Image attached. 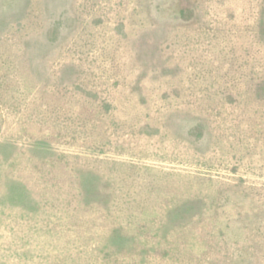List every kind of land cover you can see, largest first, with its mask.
<instances>
[{
    "label": "rangeland",
    "instance_id": "374dc122",
    "mask_svg": "<svg viewBox=\"0 0 264 264\" xmlns=\"http://www.w3.org/2000/svg\"><path fill=\"white\" fill-rule=\"evenodd\" d=\"M0 264H264V0H0Z\"/></svg>",
    "mask_w": 264,
    "mask_h": 264
}]
</instances>
